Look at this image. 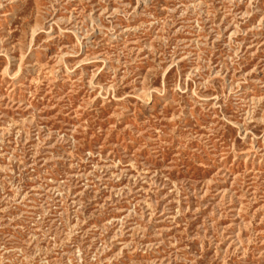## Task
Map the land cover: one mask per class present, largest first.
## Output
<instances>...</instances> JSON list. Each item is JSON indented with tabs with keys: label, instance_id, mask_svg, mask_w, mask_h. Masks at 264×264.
<instances>
[{
	"label": "rangeland",
	"instance_id": "1",
	"mask_svg": "<svg viewBox=\"0 0 264 264\" xmlns=\"http://www.w3.org/2000/svg\"><path fill=\"white\" fill-rule=\"evenodd\" d=\"M0 264H264V0H0Z\"/></svg>",
	"mask_w": 264,
	"mask_h": 264
}]
</instances>
